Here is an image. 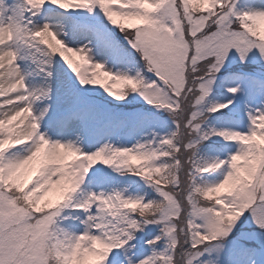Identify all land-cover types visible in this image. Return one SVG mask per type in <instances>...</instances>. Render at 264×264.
<instances>
[{
  "label": "snow or ice",
  "instance_id": "obj_1",
  "mask_svg": "<svg viewBox=\"0 0 264 264\" xmlns=\"http://www.w3.org/2000/svg\"><path fill=\"white\" fill-rule=\"evenodd\" d=\"M0 97V264H264V0H0Z\"/></svg>",
  "mask_w": 264,
  "mask_h": 264
},
{
  "label": "rangeland",
  "instance_id": "obj_2",
  "mask_svg": "<svg viewBox=\"0 0 264 264\" xmlns=\"http://www.w3.org/2000/svg\"><path fill=\"white\" fill-rule=\"evenodd\" d=\"M73 59L79 61V57H73ZM5 86H7V85H5ZM3 99H4L3 97H0V101H2Z\"/></svg>",
  "mask_w": 264,
  "mask_h": 264
}]
</instances>
